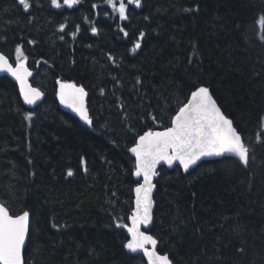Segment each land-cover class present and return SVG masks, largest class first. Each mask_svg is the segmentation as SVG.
<instances>
[{
    "label": "trees",
    "instance_id": "16d2710c",
    "mask_svg": "<svg viewBox=\"0 0 264 264\" xmlns=\"http://www.w3.org/2000/svg\"><path fill=\"white\" fill-rule=\"evenodd\" d=\"M30 2L25 12L18 0H0V52L14 63L21 45L32 85L45 94L30 110L18 85L0 77V202L13 215L30 213L26 264H146L127 252V231L114 222L119 216L129 225L134 208L128 149L144 132L171 127L201 85L254 159L248 167L235 158L205 161L189 173L162 168L150 233L174 264H264V31L257 25L264 0H143L140 9L129 6L127 21L105 0L61 9ZM57 80L85 88L92 127L61 108Z\"/></svg>",
    "mask_w": 264,
    "mask_h": 264
},
{
    "label": "snow or ice",
    "instance_id": "6c2138e0",
    "mask_svg": "<svg viewBox=\"0 0 264 264\" xmlns=\"http://www.w3.org/2000/svg\"><path fill=\"white\" fill-rule=\"evenodd\" d=\"M50 3L56 9L64 6L73 8L79 5L81 0H62V2L61 0H50ZM105 3L111 7L113 13L118 14L120 21L130 19L129 6H134L135 9L143 7V0H105ZM18 4L25 12H29L33 7L30 0H18ZM92 7L96 8L97 5L93 4ZM198 10V7L184 9V11ZM257 25L264 31V13L259 15ZM64 27V25L60 26L61 32L64 31ZM119 30L125 37L128 36L124 27H120ZM77 31H79L78 26ZM91 31L96 34L98 30L92 27ZM144 35V32L139 34L131 49L132 53H136L141 48ZM260 38L264 43V36ZM28 43L34 44L35 41L29 40ZM195 47L196 45L193 44V48ZM27 61L28 56L21 45L15 47L14 64L10 62L8 56L0 52V73H7L18 82L20 95L26 105L36 106L43 98L44 92L29 83V77L33 73L27 66ZM189 63H192L191 58ZM56 83L59 85L57 96L60 104L71 109L80 120L92 127L93 119L86 105L88 93L85 88L61 80H57ZM137 83H141L139 77H137ZM101 94H103V89H101ZM24 118L31 121L33 113L28 112ZM152 119L156 118L153 116ZM260 126L264 129V115L260 117ZM260 142H262L261 134L258 133L257 143ZM128 151L135 158L133 175L138 181L134 188V208L128 217L130 226L123 223L119 216L114 218V222L116 228L126 229L131 237L124 247L131 253L142 252L147 258V264H174L169 254L158 252V240L141 230L142 227L148 228L153 222V190L156 187L153 181L159 175V167L166 165L172 168L178 165L185 173H188L204 158H235L244 167H248L250 159H254L253 149L234 127L233 120L221 110L210 88L203 85L195 87L187 98V102L180 104L171 119V127L163 131L144 132ZM80 163L83 171L87 173L85 158L81 157ZM66 175L73 177L74 171L68 168ZM113 195L115 196L116 193ZM29 217L28 211H23L19 215L10 214L7 205L0 203V264H26L24 249L30 234ZM244 243L241 241L236 248L238 255H243L245 252Z\"/></svg>",
    "mask_w": 264,
    "mask_h": 264
},
{
    "label": "water",
    "instance_id": "95a60500",
    "mask_svg": "<svg viewBox=\"0 0 264 264\" xmlns=\"http://www.w3.org/2000/svg\"><path fill=\"white\" fill-rule=\"evenodd\" d=\"M10 60V59H9ZM11 62V61H10ZM14 64V63H13ZM30 69V68H29ZM31 70V69H30ZM32 71V70H31ZM32 73H33V75L31 76V77H29V83L32 85V80H33V78H34V76H35V72L34 71H32ZM1 76H7L8 78H10L11 80H13L17 85H18V87H19V84H18V82L11 76V75H9V74H7V73H0V77ZM33 86V85H32ZM78 86V85H77ZM34 87V86H33ZM19 92H20V88H19ZM21 98H22V96H21ZM44 99H45V94H44V96H43V98L40 100V101H38V103H37V105L36 106H29V105H26L25 103H24V101H23V98H22V101H23V104L27 107V108H29V109H31V110H34V109H36L37 107H39L42 103H43V101H44ZM88 99H89V95L86 97V105H87V107H88ZM59 104H60V102H59ZM219 105V104H218ZM60 106H61V108L64 110V111H66V112H68V113H70V114H72L73 116H75L80 122H82L83 124H85L82 120H80V118L77 116V114L76 113H74V112H72V110L71 109H69V108H66L65 106H63V105H61L60 104ZM222 110V109H221ZM234 127H235V125H234ZM218 159H222V158H204L202 161H200V162H198V164L196 165V166H193V168L192 169H190L189 170V172L190 171H192V170H194V169H196L200 164H202L203 162H205V161H210V160H218ZM163 167H165V168H167V169H169V170H173L174 168H176V167H179L178 165H174L172 168H168L166 165H163L162 167H159L158 168V172L160 171V169L161 168H163ZM182 169V168H181ZM182 171H183V169H182ZM184 172V171H183ZM188 172V173H189ZM136 178V177H135ZM157 178H158V176L154 179V183H155V185H156V180H157ZM137 179V178H136ZM156 192H157V185H156V187H155V189L153 190V200H154V206H153V222H152V224L151 225H149V227L148 228H141V230L142 231H145L146 233H148V234H150V230H151V228L153 227V224H154V214H155V211H156V202H155V195H156ZM1 203V202H0ZM11 214V213H10ZM29 221H30V232H31V217H29ZM128 234V233H127ZM152 235V234H151ZM128 236H129V239L131 238L130 237V235L128 234ZM29 238H30V234H29ZM29 238L27 239V241H26V246H25V249H24V255H25V250H26V247H27V245H28V242H29ZM158 246H159V242H158ZM158 246H157V250H158ZM127 250V249H126ZM127 252H129V253H131L130 251H128L127 250ZM132 254H134V255H142L143 256V253L142 252H138V253H132ZM144 257V256H143ZM144 259H145V261H146V263H147V258L146 257H144Z\"/></svg>",
    "mask_w": 264,
    "mask_h": 264
},
{
    "label": "bare ground",
    "instance_id": "6f19581e",
    "mask_svg": "<svg viewBox=\"0 0 264 264\" xmlns=\"http://www.w3.org/2000/svg\"><path fill=\"white\" fill-rule=\"evenodd\" d=\"M37 108H38V107H37ZM37 108H36V109H37ZM28 109H29V108H28ZM30 110H31V109H30ZM34 110H35V109H34ZM86 125H87V124H86Z\"/></svg>",
    "mask_w": 264,
    "mask_h": 264
}]
</instances>
